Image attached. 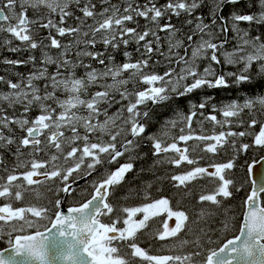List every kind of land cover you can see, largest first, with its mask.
Wrapping results in <instances>:
<instances>
[{"label":"snow or ice","instance_id":"1","mask_svg":"<svg viewBox=\"0 0 264 264\" xmlns=\"http://www.w3.org/2000/svg\"><path fill=\"white\" fill-rule=\"evenodd\" d=\"M0 244L264 264V0H0Z\"/></svg>","mask_w":264,"mask_h":264},{"label":"trees","instance_id":"2","mask_svg":"<svg viewBox=\"0 0 264 264\" xmlns=\"http://www.w3.org/2000/svg\"><path fill=\"white\" fill-rule=\"evenodd\" d=\"M159 2L163 3L164 0H159ZM99 47V45H98ZM131 50V48H130ZM134 58H135V54H134ZM21 71H27L28 69L24 68V69H20ZM211 92V94L215 95L217 100H222V101H227L228 99L233 98V96H237L239 95L238 93H233L231 90H209ZM233 94V95H232ZM163 111V110H162ZM171 115V114H170ZM194 127H196V125L194 124ZM204 127L210 132L212 130V126L210 124H205ZM217 131H219V129H217ZM227 159V157L225 156H216V157H212L211 154H206L205 155V159L200 161L202 166H206L207 163L212 162V161H222ZM179 171V170H177ZM131 175V174H130ZM142 179L144 180H149L151 179L150 175H145L144 177H142ZM136 183H139V181H137ZM200 183H204L203 181H201ZM135 186V185H134ZM164 187V191L163 193H156L153 190V195L154 196H159V195H165V196H174V194L176 193V189L172 188L171 184L169 183H165L163 185ZM130 204H135V203H139V201L132 199L129 201Z\"/></svg>","mask_w":264,"mask_h":264},{"label":"flooded vegetation","instance_id":"3","mask_svg":"<svg viewBox=\"0 0 264 264\" xmlns=\"http://www.w3.org/2000/svg\"><path fill=\"white\" fill-rule=\"evenodd\" d=\"M142 246L146 247L147 245L146 244H142ZM3 247H4V245L3 244H0V250H2ZM154 254H160V253H154Z\"/></svg>","mask_w":264,"mask_h":264},{"label":"bare ground","instance_id":"4","mask_svg":"<svg viewBox=\"0 0 264 264\" xmlns=\"http://www.w3.org/2000/svg\"><path fill=\"white\" fill-rule=\"evenodd\" d=\"M233 95V94H232ZM234 97V96H233Z\"/></svg>","mask_w":264,"mask_h":264},{"label":"water","instance_id":"5","mask_svg":"<svg viewBox=\"0 0 264 264\" xmlns=\"http://www.w3.org/2000/svg\"><path fill=\"white\" fill-rule=\"evenodd\" d=\"M255 171V170H254Z\"/></svg>","mask_w":264,"mask_h":264}]
</instances>
